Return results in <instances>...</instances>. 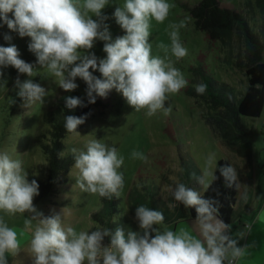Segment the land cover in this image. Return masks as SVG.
<instances>
[{
	"label": "clouds",
	"instance_id": "obj_1",
	"mask_svg": "<svg viewBox=\"0 0 264 264\" xmlns=\"http://www.w3.org/2000/svg\"><path fill=\"white\" fill-rule=\"evenodd\" d=\"M108 4L109 0H0V20L20 37H30L28 48L36 56V64L63 90H76L75 81L80 78L87 85L90 104L96 102L97 96L107 97L115 89L135 111L146 110V117L158 112L169 116L172 112V107L166 106L169 96L186 88L188 80L168 53L176 60L188 55L180 39V30L187 27L188 20L168 25L171 43L170 47L158 45L164 52L161 57L152 54L151 22L163 23L174 5L169 0H124L113 15L125 34L113 40L105 23L109 18L102 12ZM9 13L13 18H9ZM96 40L104 42V58L88 51ZM36 64L21 59L15 45L0 46V69L11 66L31 78L37 75ZM95 71L101 74L100 78L93 75ZM15 87L21 106L26 109L42 105L48 95L41 84L32 79L22 81L19 75ZM206 88L205 84H197L195 91L203 94ZM85 106L80 97L66 98L69 109ZM85 119L86 116L69 115L64 127L69 133L79 134L77 128ZM84 149H71L74 168L78 170L76 186L101 198H119L125 183L120 171L124 157L116 147L97 139L88 140ZM131 157L147 160L140 151H133ZM193 176L201 191L179 181L168 189L174 201L168 204L169 209L178 205L195 209L196 218L191 226L175 230L161 227L164 214L141 204L135 209L140 231H126L120 226L113 231L91 225L77 230L66 222L63 209L53 210L48 216L38 210L33 200L39 195V184L35 179L29 181L21 158L0 149V212L10 216L28 214L19 230L0 216V264H9L10 256H19L26 235L31 264H238L253 246L240 244L252 226L246 225L234 234L232 225L221 218L220 193L213 189L220 177L227 187H239L236 167L232 164L218 167L216 154L209 153L201 175ZM210 189L216 191V197H205L204 193ZM118 219L113 216L111 222Z\"/></svg>",
	"mask_w": 264,
	"mask_h": 264
},
{
	"label": "rangeland",
	"instance_id": "obj_2",
	"mask_svg": "<svg viewBox=\"0 0 264 264\" xmlns=\"http://www.w3.org/2000/svg\"><path fill=\"white\" fill-rule=\"evenodd\" d=\"M199 1L169 0L174 7L168 18L159 24L155 20L151 22L149 42L152 44V54L163 57L164 52L158 45L164 43L170 47L168 25L188 20L187 27L180 30V39L188 49V55L176 60L170 51L168 53L174 66L188 80L186 88L169 96L166 106L172 107L171 114L165 116L158 112L153 117H146V110L135 111L122 94L113 89L107 97H96L99 103L93 104L85 115V122L77 128L79 134L67 132L63 137L64 154H72L73 147L85 150L88 140L97 139L109 147H116L124 157L120 171L124 175L125 183L116 201L118 211L114 216L119 219L114 224L115 228L120 226L129 230L131 226L127 220L135 218L138 205L145 201L156 203L159 197L157 194L168 186H175L177 181L182 182L183 176L186 180L188 177L194 178L195 168L201 172L205 157L209 153H215L217 159L225 158L232 163L231 150L205 121L206 114L210 112L209 106L194 92L195 86L202 83V74H205L219 83H228L232 94L237 98L247 85L246 78L243 71L233 64L238 47L237 40L226 36L224 39L209 41L204 31L196 27L191 9ZM123 3L124 0H109V4L102 10L109 18L105 23L109 26L113 40L125 34L113 15L115 9L122 7ZM218 5L242 13L251 29L264 43V13L257 0H218ZM8 15L13 18L12 13ZM92 18L96 19L94 16ZM5 36L11 39L6 40ZM29 43L30 37H20L18 32L10 30L0 20V46L15 45L21 59L36 64V56L29 51ZM103 46V41L96 40L93 48L88 51L104 58L106 53ZM0 70L3 71V76H0V149H7L14 158H21L27 172L45 180L47 160L42 145L49 141L51 123L64 116L66 98L84 96L87 85L77 78L75 82L78 88L71 92L65 91L38 64L37 75L31 78L19 74L11 66ZM18 75L22 81L32 79L46 89L48 95L42 105L36 104L30 109L21 106L22 100L17 95L18 88L15 87ZM93 75L101 77L98 71L93 72ZM243 118L244 124L252 130L244 138L249 140L256 172L259 169L256 161L260 159L264 148V121L262 118ZM133 151L144 153L147 160L133 159ZM77 176L78 170L73 164L68 172L61 174L60 182L55 185L57 193L45 196L34 205L45 216L51 215L53 210L60 212L63 209L66 222L77 230L90 225L100 226L91 214L102 208L103 201L98 195L82 192L76 186ZM27 215L18 213L10 216L0 212V216H4L9 226L17 230L23 227V220ZM28 240L29 236L26 235L22 242V252L16 258L10 256L9 264H31Z\"/></svg>",
	"mask_w": 264,
	"mask_h": 264
},
{
	"label": "trees",
	"instance_id": "obj_3",
	"mask_svg": "<svg viewBox=\"0 0 264 264\" xmlns=\"http://www.w3.org/2000/svg\"><path fill=\"white\" fill-rule=\"evenodd\" d=\"M264 13V0H257ZM191 14L197 28L204 31L209 41L224 39L226 36L235 38L238 43L235 54L234 66L243 71L246 78V87L240 92L239 97H235L230 86L226 82H217L208 75L202 74V84L207 85L203 94L195 95L203 99L210 108L205 116L206 123L228 146L233 147L241 135L249 133L243 117H257L261 114L264 106V44L257 33L248 24L242 13L227 8H221L218 0H200L191 9ZM259 86V87H258ZM85 107L75 109L66 108L65 114L51 123V136L49 141L42 145L43 152L47 160L46 179L40 180L28 172V179H35L39 184V195L34 197L33 203L38 202L47 195L56 194L55 185L60 182L62 173L68 172L74 164L72 154H64L65 144L63 137L67 133L64 124L65 117L74 115L77 117L87 115L93 104L88 103L87 95H79ZM19 103V101H18ZM99 103L98 99L94 104ZM79 127V126H78ZM60 153L64 155L61 156ZM231 164L225 158L218 159V167ZM219 176V173L217 172ZM213 189L218 190L222 207L220 208L221 218L225 223L232 220L233 206L236 200L238 187H227L223 177L213 185ZM210 189L204 193L205 197H216V191ZM103 206L99 211L93 212L91 217L98 221L100 226L115 230V223L112 217L118 211L116 201L101 198ZM190 218H196L194 208H188ZM127 231V230H126ZM105 238V243H108Z\"/></svg>",
	"mask_w": 264,
	"mask_h": 264
},
{
	"label": "crops",
	"instance_id": "obj_4",
	"mask_svg": "<svg viewBox=\"0 0 264 264\" xmlns=\"http://www.w3.org/2000/svg\"><path fill=\"white\" fill-rule=\"evenodd\" d=\"M251 118H255L256 120L262 118L261 120L264 121V106L259 116ZM245 126L249 131L245 136H249L252 130L246 123ZM228 148L232 152L230 159L233 164H231L236 167L239 174V187L233 206L232 220L229 224L232 225L234 234L237 230H244L245 227L243 225L245 223H249L252 226L251 232L244 240L240 241V244H252L253 246L238 261V264H264V148L261 152L260 159L256 161L259 165V169L256 172L253 162L254 158L251 156V146L249 140L244 138V135L239 137V140L233 147ZM193 174L199 176L201 172L195 168ZM182 179V182L186 183L189 187L201 191V186L196 182L195 178L190 179L188 177L186 180L183 176ZM169 187L174 188L175 186H168L167 189L160 191L161 193L157 194L159 197L156 203L151 202L150 204L149 201H145L143 205L153 210L161 211L164 214L165 222L161 227H168L175 230L180 226H191L195 218L189 217L188 208H185L183 205H178L175 209L168 208L169 203H174L168 191ZM127 222L131 226V230L140 231L138 230V224L135 218L127 220Z\"/></svg>",
	"mask_w": 264,
	"mask_h": 264
},
{
	"label": "built area",
	"instance_id": "obj_5",
	"mask_svg": "<svg viewBox=\"0 0 264 264\" xmlns=\"http://www.w3.org/2000/svg\"><path fill=\"white\" fill-rule=\"evenodd\" d=\"M246 225H249V223H245V224L243 225V227H245Z\"/></svg>",
	"mask_w": 264,
	"mask_h": 264
}]
</instances>
